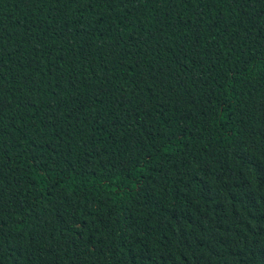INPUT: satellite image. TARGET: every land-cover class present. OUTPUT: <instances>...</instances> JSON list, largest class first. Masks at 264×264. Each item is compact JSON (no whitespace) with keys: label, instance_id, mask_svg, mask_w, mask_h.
<instances>
[{"label":"trees","instance_id":"trees-1","mask_svg":"<svg viewBox=\"0 0 264 264\" xmlns=\"http://www.w3.org/2000/svg\"><path fill=\"white\" fill-rule=\"evenodd\" d=\"M0 264H264V0H0Z\"/></svg>","mask_w":264,"mask_h":264}]
</instances>
